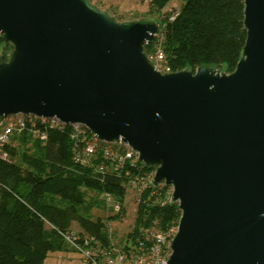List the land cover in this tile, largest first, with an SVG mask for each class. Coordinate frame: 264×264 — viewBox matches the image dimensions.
I'll use <instances>...</instances> for the list:
<instances>
[{
	"label": "water",
	"instance_id": "95a60500",
	"mask_svg": "<svg viewBox=\"0 0 264 264\" xmlns=\"http://www.w3.org/2000/svg\"><path fill=\"white\" fill-rule=\"evenodd\" d=\"M244 6L232 73H163L145 50L157 18L120 22L91 0H0V119L56 117L130 146L181 211L166 264H264V0Z\"/></svg>",
	"mask_w": 264,
	"mask_h": 264
},
{
	"label": "trees",
	"instance_id": "16d2710c",
	"mask_svg": "<svg viewBox=\"0 0 264 264\" xmlns=\"http://www.w3.org/2000/svg\"><path fill=\"white\" fill-rule=\"evenodd\" d=\"M180 1L177 11L160 19L157 35L145 45L148 55L151 57L154 46L159 45L167 72L222 65L226 73H232L247 37L244 0ZM169 2L149 0L147 16L160 15ZM2 43L0 36V51ZM69 129L48 130L45 139H33L32 133L25 132L20 139L23 143L31 140L32 147L20 153L16 146L5 147L8 158H0V264H45L48 254L64 245L56 229L73 230V223L95 240L108 242L105 221L92 217L93 207H103L105 200L87 204V193L93 191L104 198L110 195L121 203L120 213L108 218L119 220L125 213L130 177L151 172L139 164L118 167L104 157L102 146L109 144L102 142L91 163L76 162V151L83 147L71 138ZM101 164L104 174L97 169ZM170 190L163 183L155 188L149 185L141 193L133 231L125 242L144 241L141 231L146 229L167 233L177 228L181 211L170 203ZM119 245L124 247V242Z\"/></svg>",
	"mask_w": 264,
	"mask_h": 264
},
{
	"label": "built area",
	"instance_id": "2783aa9c",
	"mask_svg": "<svg viewBox=\"0 0 264 264\" xmlns=\"http://www.w3.org/2000/svg\"><path fill=\"white\" fill-rule=\"evenodd\" d=\"M174 17L173 15L170 20H173ZM150 59L158 70L163 73L168 71V68H166V71H162L159 67L160 63L165 61L162 51H158L155 57L151 56ZM67 127L70 128L69 134L71 138L83 147L76 151V162L81 164L91 163L96 148L102 142L109 144L108 146H102L104 157L115 162L118 167L124 165V163H129L132 167L139 164L138 154L133 153L131 147L126 144L120 142L108 143L99 140L82 124H66L56 117H40L32 114H14L0 119V158H8L5 147L14 146L13 140L25 132H30L35 136L45 139L48 130L64 131ZM112 145H117V147H113ZM103 164L99 165L97 169L100 173L104 174L106 170ZM150 170L151 172L143 176L130 177L128 187H135L139 195H141L149 185L151 186L154 178L155 170ZM171 193L172 190H170V195ZM105 199L113 214L120 213L122 209L121 203L110 195H106ZM176 230L172 229L167 233H162L153 229H146L141 231L144 241L137 239L136 243L124 242V247H122L117 243L111 242L110 234L108 242L105 243L95 240L94 237H90L84 232L56 229L57 234L64 242L70 244L76 251L81 253L82 264H166L171 253L170 241L175 235ZM146 241L150 243L149 246L146 245Z\"/></svg>",
	"mask_w": 264,
	"mask_h": 264
},
{
	"label": "rangeland",
	"instance_id": "374dc122",
	"mask_svg": "<svg viewBox=\"0 0 264 264\" xmlns=\"http://www.w3.org/2000/svg\"><path fill=\"white\" fill-rule=\"evenodd\" d=\"M102 10H107L118 21H129L146 17L150 10L149 0H91ZM181 6L180 0H170L167 7L160 13L154 15L160 22V19L165 13H174ZM150 17V16H149ZM158 51H162L159 45L154 46L151 53L155 57ZM162 71H166V62L163 61L159 65ZM35 139L36 136L32 135ZM13 145L18 148L19 153L26 151L32 147V141L23 143L20 137L13 140ZM16 160V159H14ZM172 190V189H171ZM171 197V195H170ZM97 199H104L105 205L103 207H93L92 217L96 219L101 217L106 223V229L110 234L111 242L120 244L121 241L125 242L126 236L133 231L134 222L136 218L137 206L139 204L140 195L135 187H127L126 195L124 198L123 207L125 209L124 215L119 220H108L113 214L112 209L108 206L107 200L103 195H98L93 191L87 193L86 202L90 205H95L94 201ZM114 200V199H113ZM71 229L76 232H83L77 223L71 225ZM175 229V228H174ZM177 229V228H176ZM109 236V235H108ZM62 250L50 252L45 259V264H82V255L76 251L70 244L63 242Z\"/></svg>",
	"mask_w": 264,
	"mask_h": 264
}]
</instances>
